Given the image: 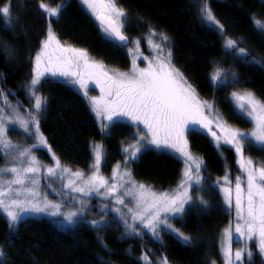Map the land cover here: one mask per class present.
Here are the masks:
<instances>
[{
	"label": "trees",
	"instance_id": "trees-1",
	"mask_svg": "<svg viewBox=\"0 0 264 264\" xmlns=\"http://www.w3.org/2000/svg\"><path fill=\"white\" fill-rule=\"evenodd\" d=\"M41 0H0V8L10 4L12 25L0 18V102L6 93L25 112L32 108L26 95L31 81L32 63L46 35L49 18L40 9ZM128 13L123 31L131 43L151 32L169 37L172 63L192 84L197 95L215 105L231 126L249 131L253 124L234 106L231 95L248 91L264 102V32L257 29L253 18L264 21V0H207L213 15L223 25L219 32L202 19L203 0H115ZM50 7L64 5L59 18H51V27L59 40L68 46L86 50L88 55L108 68L121 71L131 67L127 47L104 33L98 21L89 14L82 0H43ZM236 40L247 57L229 54L224 38ZM130 43V45H131ZM259 61L260 63H256ZM227 70L228 80L212 79L216 70ZM39 92L47 103L39 120V132L47 139V147L35 148L42 161L55 167L53 154L61 167L88 171L94 161L93 145L102 141L104 156L101 164L110 175L127 159L124 151L136 140V127L117 121L105 134L81 92L69 84L46 78ZM22 132H13L22 143ZM193 154L203 161L202 186L192 190L196 203L186 207L183 219L171 218L169 223L191 238L185 245L164 228L156 240L144 228L137 226L132 234L115 215L104 216L97 210L68 229L58 227L53 219L28 217L15 230L0 210V249L4 252L0 264H144L148 254L152 262L167 257L168 264L221 263V242L232 220L217 181L227 172L240 175L237 154L224 146L218 151L208 135L188 133ZM247 157L264 167V149L244 140ZM4 155L0 150V165ZM184 164L167 152L145 147L139 160L130 161L127 169L134 179L157 193L174 191L182 179ZM200 200L206 202L201 206ZM108 222H103L107 219ZM88 221L100 222L93 227ZM254 256L247 264H264L256 244Z\"/></svg>",
	"mask_w": 264,
	"mask_h": 264
},
{
	"label": "snow or ice",
	"instance_id": "snow-or-ice-1",
	"mask_svg": "<svg viewBox=\"0 0 264 264\" xmlns=\"http://www.w3.org/2000/svg\"><path fill=\"white\" fill-rule=\"evenodd\" d=\"M82 3L89 10V14L99 21L107 37L115 38L120 42L127 41L128 38L122 34L121 29L124 26L122 21L128 18V13L120 8L115 0H82ZM39 7L49 18V23L46 38L41 41V49L34 57V75L29 86L30 95L34 98V111L30 112L29 115L34 128L35 139L38 141L32 147H47L50 151L47 139L39 132V120L36 118L47 103L46 98L36 95L38 91L36 86L40 84L41 77L45 73L53 77L66 78L65 82L67 84L76 88L77 91L83 90L81 95L87 100L91 110L97 117L103 118L101 121L102 131L115 124L117 119L121 117H127L136 125L142 124L150 133V138L146 139L144 136H140L137 145L131 151L129 148L124 149L128 154L124 162L125 171L120 174V166L118 165L114 175L120 174L122 180L131 176V173L127 170V165L130 161L139 160L141 142L146 147H154L157 151L167 152L181 159L189 167L184 171V180L178 186L175 195L161 193L157 196L151 190H146L144 185L133 183V187L139 189L137 194L138 209L143 205H147V207H143L142 210H138L132 215L133 223L129 224L127 220H123V223L132 234L139 235L140 233L135 231L137 227L135 222L138 220L144 228L151 232L156 240L161 239L157 229L162 226L167 233L173 235L182 244L190 245L191 238L185 236L179 229L174 228L168 223V220L169 218L183 219L185 205L187 204L191 208L196 203L189 194V189L193 187L189 183L193 180L190 163L195 158L189 150V143L185 134L186 132H193L210 135L218 151L221 144L227 145L234 149L240 157L239 166L246 174V186L239 177L236 178L234 206L237 219L241 223L236 224L235 232L238 238L244 237L245 240H255L259 254L264 257V167L257 169L253 166L251 159H245L243 145V141L247 139L249 143L264 149V102L257 100L252 93L245 95L233 93L235 101L238 102V108L242 110L241 115L251 119L256 130L243 133L217 122L215 127L221 133V135H217V132L213 131V120L204 114V109L211 110L212 105L199 100L191 85H188L184 80L183 74L178 69L170 66V52L167 53V62L159 61L155 66L149 62V66L145 69L134 68L132 75L125 73L110 75L102 64L89 61L86 50L65 47L58 40L51 27V18H59L64 5L50 7L41 0ZM200 13L210 27L219 32L223 31V25L220 24L207 6V0H203ZM0 18H3L7 27L11 29L10 4L0 8ZM253 22L258 30L264 32V21L254 17ZM151 35H156L154 29L151 30ZM161 38L167 40V36L162 34ZM156 47L160 48L159 45H156ZM224 48L230 55L236 54L242 57L248 55L246 50L238 47V42L233 39H226ZM255 62L260 63L259 61ZM222 75L224 80H227V75H224L221 71L215 72L212 79L219 81ZM90 83L100 86L101 97L88 96ZM19 124L25 132L29 130V121L19 120ZM7 131L8 128L5 126L4 119L0 118V147L4 149L12 147L11 142L6 137ZM30 151L31 149L25 148L21 155L27 156ZM93 152L95 160L93 169L98 171L101 161L100 146H95ZM53 157L55 167L47 168V173L50 176L57 175V170L70 171L67 168H61L59 159L54 154ZM28 163L29 167L25 169L16 167L0 169V173L9 172L14 174L15 177L13 180L7 181V190L0 187V210L6 214L9 228L15 230L19 224L25 222L24 216L26 213H46L53 217L63 216L68 223H75L74 217H77L78 213L75 211L62 213L60 204H53L49 201L31 203L30 201L12 198V185H24L26 182L25 178L21 177V172L24 173V177H27L28 174L35 175L38 172V167L34 166L36 164L35 157H32ZM199 166L197 164V168ZM74 175L82 177L83 174L75 173ZM225 181L230 183L227 177H225ZM33 183L35 182L33 181ZM108 183L107 180L94 174L89 177L88 187H73L72 181H69L68 187H72L75 192L90 195L92 190L99 191V188L107 187ZM200 183L201 178L197 176L194 184L199 185ZM217 184H219V181ZM96 185H99V187H96ZM116 191L117 188L113 185L109 190V194ZM223 191L226 196V205L231 208L233 206V190L231 187H226ZM20 194L19 191L15 192L16 196ZM30 195L34 196L35 193H30ZM117 202L124 204L123 199H118ZM199 203L201 206L206 207V202L203 200H200ZM50 208L53 210L48 211ZM162 213L164 214L163 217ZM80 215H82V212ZM88 223L93 227L101 226V223L96 221H88ZM224 235L226 243L222 244V254L225 264H243L245 257L251 260L252 253L246 248L233 252L231 227L225 230ZM3 255L4 252L0 250V257ZM141 259L144 264H152L148 254H144ZM160 264H168L167 257H163ZM212 264H215V262H212Z\"/></svg>",
	"mask_w": 264,
	"mask_h": 264
},
{
	"label": "rangeland",
	"instance_id": "rangeland-1",
	"mask_svg": "<svg viewBox=\"0 0 264 264\" xmlns=\"http://www.w3.org/2000/svg\"><path fill=\"white\" fill-rule=\"evenodd\" d=\"M44 4H46V3H44ZM202 6H203V4H201L200 8ZM207 6L209 7L208 4H207ZM122 23L124 25V20L122 21ZM207 25H208V23H207ZM123 28H124V26H123ZM123 28H122V30H123ZM162 35L166 36L164 34H162ZM45 38H46V35H45L44 39ZM226 39H230V38L225 37L224 43H225ZM58 40H59V38H58ZM60 43L65 47H72V46H68V45L63 44L61 41H60ZM156 45H159L160 48L158 49L156 47ZM238 47H239V45H238ZM73 48H75V47H73ZM40 49H41V44H40L39 49L37 50L36 54L40 51ZM77 49H79V48H77ZM127 50L131 56L132 64H131L130 69L124 70V71H121L118 69H113V68H108L107 66H105L101 62L93 60L89 55H88V57H89L90 62L102 64L104 66L105 70H107L110 75L113 73H125L128 75H132L134 68L145 69L149 66V62H151L153 66H155L159 61L167 62V53L170 52L171 53L170 66L177 69L172 63L171 41H170L168 36H167V40H163L161 38V34L156 33V35H151V32H150L146 35H143L140 38L134 39L132 41L131 45H129L127 47ZM35 55H34V57H35ZM217 71H221L224 75H227V80L230 77V76H228L229 72L227 70L220 69V70H216L215 72H217ZM33 75H34V58H33V63H32L31 77H33ZM183 77H184V80L187 82V84L191 85V88L195 91L192 84L185 78L184 75H183ZM46 78H56V79H59L63 82H65V79H66V78H62V77H53L50 74L45 73V75L43 77H41L40 84ZM227 80H224L223 75H222L221 80H219L218 82H226ZM30 82H29L25 92H26V95L30 101V106L32 108L31 110L34 111V108H33L34 98L30 95V91H29ZM40 84L36 86L38 89L36 95L42 97L40 92H39ZM82 91L83 90H80L79 92H82ZM195 93H196V91H195ZM234 93L237 95H245V94L251 93V92L236 91ZM196 95H197V93H196ZM88 96L89 97H97V98L101 97L102 93L100 91V86L99 85H93L90 83L88 86ZM197 97L202 102H205L207 104L212 105L211 110H209L207 108L204 109V114L209 119L213 120V131L217 132V135H221L220 130L215 127V124L217 122L223 123L225 126L232 128V129H235V130H238V131L243 132V133H250V132H253L256 130L254 122L249 118H247V119L250 120L253 124V128L249 131L238 129V128L231 126L230 124H228L226 122V120L223 118V116L221 115V113L218 111V109L215 107V105L213 103L202 100L198 95H197ZM255 98L257 100H259L256 96H255ZM231 99L234 103V106L236 107V109L241 114L242 110H240L238 108V102L235 101L233 94L231 95ZM259 101H261V100H259ZM44 106H43L42 110L40 111V113L37 115V117H40V115L42 114ZM0 118H3L5 121V126L8 128V131L6 133V137H7V140L11 142V145H12V147L7 148V149L0 147L1 152L4 155V163L2 165H0V169H8V168H12V167H16L18 169H25V168L29 167L28 162L31 160L32 157H35V161H36V164L34 166L38 167V172L35 175L28 174L27 177H24V173L21 172V177L25 178L26 182L24 185H15V184L12 185V188H13L12 198L19 199L22 201H30L31 203L49 201L53 204H60L61 205L60 211L62 213H66L68 211H75L78 213L77 217H74L75 223H71V224L68 223L66 220H64L63 216L53 217V216H50L46 213H41V214L26 213L24 216V219L28 218V217H36V218L47 217V218L53 219L54 223L58 227H60L62 229H68V228L72 227L73 225H75L76 223H78L79 221L83 220L86 217V215H88V214L92 215L97 210L98 212H100V214H103L104 216H106L108 214L115 215L114 217L111 218V220L112 219L118 220V222H120L122 225H124V227L127 229L126 225L123 223V220H127L129 224L133 223V221L131 219L132 215L134 213H136L138 210H142L143 207H147V205H143L140 209H138L137 194L139 192V189L133 187V183L135 185H141V184L138 183L134 179L130 170L127 169L131 173V176L125 177L123 180L120 177V174H122L125 171V168L123 165H119L120 166L119 167V173L120 174L114 175V172L116 171L118 165L115 167V169L111 172L110 175H107L103 172L101 164L103 162V156H104V145H103L102 141L96 142L93 145V147H95L97 145L100 146V151H101V161H100V164L98 166V171H95L93 169V165L88 171H86V170H74V169L67 168V167H61V168H67L70 171L69 172H62V171L57 170L58 171L57 175L50 176L47 173V168H49V167L54 168V166L52 164H47L44 161H42L39 157L38 152L35 151V148L32 147L34 144H37L38 141L35 139V132H34V128H33L32 124H31L30 115L23 110V108L20 106V104L18 102L13 101L6 93H4V96L0 102ZM102 119H103L102 117H97V120L99 122L100 127H101ZM19 120L29 121V125H28L29 130L27 132H25L24 129L21 128V126L19 124ZM117 121L128 122V123H130L136 127L137 131H136L135 135H137L138 138L136 140L130 141L129 144L126 146V148H129L130 151L132 150V148L134 146L137 145L138 139L140 136H144L146 139L150 138V133L147 132V129L144 128L143 125L142 126H141V124L136 125L135 123L130 121L127 117L118 118ZM110 127L107 128L106 130H104L103 132L105 134H109ZM13 132H17V133L22 132L26 137H28V139L30 141H32V143L28 144L27 142H25L26 138L23 136H21V138L24 139V141L22 143L16 142L14 140V137H13ZM188 133L189 132H186L185 135H186V138H187L188 143H189ZM208 136H210V135H208ZM243 145H244V141H243ZM224 146H227V145L221 144L220 148H223ZM140 147H141V151H142L146 146L143 145V143L141 142ZM25 148L31 149V151H30L29 155L22 156L21 153L24 151ZM189 150L192 153L193 157L195 158L194 161H192L190 163L193 180L189 181V183H191L193 185V187L191 189H189V194L192 197V190L195 187H201L202 186L203 161L201 158H199L195 154H193L191 147H190V144H189ZM244 157H245V159H250L249 157L246 156L245 152H244ZM237 159H238L237 162H238V166H239L240 157L238 154H237ZM201 161H202V163H201ZM252 162H253V166L255 168L259 169L260 167H262L259 164H257L256 162H254L253 160H252ZM94 163H95V160L93 161V164ZM183 164H184V168H183V173H184V171L189 167V165H187L185 162H183ZM197 164L200 165L199 168H197ZM239 172H240V175L236 176V175H233L230 171H227L218 180L219 184L216 183V186L219 189V191L221 192L225 204H226V196H225L223 189L226 187H231L233 190V206L231 208H228V206L226 205L227 208L229 209V211L233 215L232 216L233 218H232L231 222L229 223V226L226 228V229H229L231 227V230H232V239H231L232 250H233V252H235L237 250H241V249L246 248L248 251H250L252 253V256H251V260H252L253 256H254L252 244L253 243L256 244V241L255 240H245L244 237L238 238L237 233L235 232L236 224L241 223L237 219L235 206H234L236 178L239 177L240 180L242 181V183H244V186H246V174L243 172V170L240 168V166H239ZM75 173H82L83 175H82V177H77L74 175ZM183 173H182L181 182L184 180ZM94 174L102 177L105 180H107L109 182L108 186L104 187V188H99V191L92 190L90 195H85L84 193L75 192L72 190V187H68L69 181H72L73 187H88L89 177L93 176ZM197 176H199L201 178V183L199 185L194 184V180ZM225 177H227V180L230 181V183L225 181ZM14 178H15L14 174H12V173H9V172L0 173V187H3L5 190H7V187H8L7 181L13 180ZM33 181L35 183H33ZM181 182L179 183V185L181 184ZM113 185L116 186L117 191L115 193L109 194V190ZM96 187H99V185H96ZM145 189L151 190V192H154L157 196H159L161 194V193L155 192L152 188L147 187V186H145ZM177 190H178V187L174 191H172L168 194L169 195H175ZM16 191H19L21 194L19 196H16L15 195ZM33 192L35 193V195L34 196L30 195V193H33ZM129 193H132V194H129ZM118 199H123L124 204H119L117 202ZM81 202H83V203H81ZM187 206L188 205L186 204L185 210H186ZM117 209H119V211H117ZM52 210L53 209L50 208L48 211H52ZM81 212H82V215H80ZM2 213L7 218L6 214L3 211H2ZM163 215L164 214L162 213V217H163ZM121 218H123V219H121ZM170 219L171 218H169V220ZM107 220H108V218L105 220L103 219V222H108ZM169 220H168V223H169ZM135 223L137 226L141 227L142 229L144 228L143 224H140V222L138 220ZM144 229L148 230L146 228H144ZM162 230H163L162 226L157 229V231L160 234V238H161ZM224 233H225V231H224ZM224 233H223V238H222V242H221V258H222V261H221V263L215 262V264H225L224 256L222 254V244L226 243ZM0 258H2V257H0ZM251 260H249L247 257H245L243 264H247V262L251 261ZM160 262H161V259L158 260L157 262H152V264H160Z\"/></svg>",
	"mask_w": 264,
	"mask_h": 264
},
{
	"label": "water",
	"instance_id": "water-1",
	"mask_svg": "<svg viewBox=\"0 0 264 264\" xmlns=\"http://www.w3.org/2000/svg\"><path fill=\"white\" fill-rule=\"evenodd\" d=\"M122 34L125 35V33L121 30ZM126 36V35H125ZM127 37V36H126ZM128 38V37H127ZM115 39V38H114ZM117 40V39H115ZM118 43H120L123 46H128L130 44V39L128 38L127 41L125 42H120L119 40H117Z\"/></svg>",
	"mask_w": 264,
	"mask_h": 264
},
{
	"label": "bare ground",
	"instance_id": "bare-ground-1",
	"mask_svg": "<svg viewBox=\"0 0 264 264\" xmlns=\"http://www.w3.org/2000/svg\"><path fill=\"white\" fill-rule=\"evenodd\" d=\"M98 23H99V21H98ZM122 30V29H121ZM123 31V30H122ZM124 32V31H123ZM125 33V32H124ZM125 35L128 37V35L125 33ZM129 38V37H128ZM130 39V38H129ZM117 41V40H116ZM130 43H131V40H130ZM120 44V43H119ZM130 45V44H129ZM128 45V46H129ZM128 46H125V47H128Z\"/></svg>",
	"mask_w": 264,
	"mask_h": 264
},
{
	"label": "flooded vegetation",
	"instance_id": "flooded-vegetation-1",
	"mask_svg": "<svg viewBox=\"0 0 264 264\" xmlns=\"http://www.w3.org/2000/svg\"><path fill=\"white\" fill-rule=\"evenodd\" d=\"M141 126H142V124H141Z\"/></svg>",
	"mask_w": 264,
	"mask_h": 264
}]
</instances>
